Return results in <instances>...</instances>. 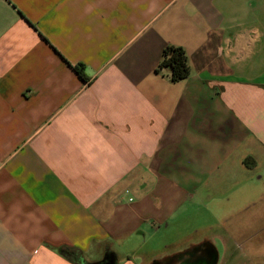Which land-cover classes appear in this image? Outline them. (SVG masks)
<instances>
[{"label": "crops", "instance_id": "obj_1", "mask_svg": "<svg viewBox=\"0 0 264 264\" xmlns=\"http://www.w3.org/2000/svg\"><path fill=\"white\" fill-rule=\"evenodd\" d=\"M166 46L187 79L158 70ZM262 173L264 0H0V264L245 250Z\"/></svg>", "mask_w": 264, "mask_h": 264}, {"label": "rangeland", "instance_id": "obj_2", "mask_svg": "<svg viewBox=\"0 0 264 264\" xmlns=\"http://www.w3.org/2000/svg\"><path fill=\"white\" fill-rule=\"evenodd\" d=\"M261 175L264 174L262 173ZM255 184L256 186H252V190L248 191L246 198L242 199L240 197L237 202L239 211H245L239 215L238 231L234 233L232 238L237 244L242 243L243 245L241 247L245 250H228V252L225 253L219 240H215L220 256L222 258L225 255L227 256L226 258L228 261L224 264H249L251 262H248L249 259L253 262L260 263V259L262 258L259 254H256L259 251L255 250L256 253H253L246 249V244L247 246H251L253 243L255 244L261 239H263L264 242V234L260 237L256 235L258 225L264 223V178H262L259 183L255 182ZM248 240L251 241V245ZM244 241L247 243L245 244ZM261 253L264 255V248Z\"/></svg>", "mask_w": 264, "mask_h": 264}, {"label": "trees", "instance_id": "obj_3", "mask_svg": "<svg viewBox=\"0 0 264 264\" xmlns=\"http://www.w3.org/2000/svg\"><path fill=\"white\" fill-rule=\"evenodd\" d=\"M76 73L83 81H87L85 69L83 65H76L74 67ZM167 69L170 72V78L173 82L183 81L190 75V68L188 66V57L183 48L175 46H166L162 53V59L158 66V70ZM245 164L249 165V159L245 160ZM58 253L74 264H85V261L78 250L61 247Z\"/></svg>", "mask_w": 264, "mask_h": 264}, {"label": "water", "instance_id": "obj_4", "mask_svg": "<svg viewBox=\"0 0 264 264\" xmlns=\"http://www.w3.org/2000/svg\"><path fill=\"white\" fill-rule=\"evenodd\" d=\"M218 260L219 253L215 245L203 242L156 264H217ZM94 264H117V259L114 254H108L101 262Z\"/></svg>", "mask_w": 264, "mask_h": 264}]
</instances>
